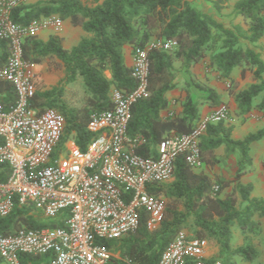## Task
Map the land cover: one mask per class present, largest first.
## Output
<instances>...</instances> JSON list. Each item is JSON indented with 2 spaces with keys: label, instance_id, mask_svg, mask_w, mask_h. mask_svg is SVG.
<instances>
[{
  "label": "trees",
  "instance_id": "16d2710c",
  "mask_svg": "<svg viewBox=\"0 0 264 264\" xmlns=\"http://www.w3.org/2000/svg\"><path fill=\"white\" fill-rule=\"evenodd\" d=\"M234 11L248 22L246 29L240 24L226 26L189 0H22L11 10V18L16 23L28 25L57 14L90 34L71 49L64 47L58 35H51L47 40L28 36L23 42L24 58L30 63L48 60L66 70L62 84L49 89L39 85L32 100L34 107L56 108L65 117L64 134L55 153L72 138L80 148L86 149L94 137L88 130L92 113L113 107L114 90L131 91L138 84L133 66L126 62L124 47L131 45L136 52L148 47L153 39L171 41L174 46L152 47L148 52V95L133 104L128 124L130 136L144 138V143L137 147L138 154L155 157L158 143L166 135L184 134L193 129L199 120L201 103L212 106L223 103L215 88L198 84V90L205 91L206 96L194 101L190 89L186 88L182 110L162 117L161 110L169 104L167 92L176 87V61H181L182 69L187 71L192 64L209 57V66L226 82L229 94L233 95L237 113L243 115L256 108L264 115V56L255 48L264 37V0H237ZM8 54L7 41L0 39V68ZM236 68L242 70V77L248 70L253 73V82L240 90L233 87L235 80L231 74ZM79 77L87 96L80 105H71L64 98L65 85ZM15 99L13 85L0 79V102L9 105ZM233 130L232 124L223 121L208 124L199 142L204 164L213 165L217 161L214 151L221 146H225L227 154L238 153L239 167L232 179L213 180L203 171L191 168L181 155L176 159L173 179L151 187L152 192L166 197L160 225L150 228L149 213L141 209L136 231L102 243L117 249L134 264H157L176 234L191 227L193 235L219 246L222 264H236V256L251 263L258 260L261 252L253 240L246 239L242 246L232 247V228L237 224L245 235L259 232L261 225L256 217H264V197H252L253 185L240 182L225 196L223 191L252 165L250 146L264 137V127L244 139H235ZM8 171L7 165H0V180L6 178ZM215 185L219 186L218 190L214 189ZM57 225L63 223L44 217L31 206H16L10 215L0 216V235L21 227ZM21 260L23 264H51L48 254H22ZM0 264H4L1 256Z\"/></svg>",
  "mask_w": 264,
  "mask_h": 264
},
{
  "label": "built area",
  "instance_id": "2783aa9c",
  "mask_svg": "<svg viewBox=\"0 0 264 264\" xmlns=\"http://www.w3.org/2000/svg\"><path fill=\"white\" fill-rule=\"evenodd\" d=\"M21 1L0 0V39L7 41L9 51L0 79L9 81L16 92L13 103L0 102V165L9 167L6 178L0 180V216L10 215L16 206H31L63 225L21 227L0 235V256L5 264H23L22 254H48L51 264H134L102 241L136 231L141 209L149 213L150 228L160 225L166 202L151 187L173 179L181 155L193 169L204 165L200 138L208 124L230 120L229 105L216 106L188 133L166 135L155 157L138 154L144 138L130 136L128 124L133 104L148 95V52L152 47L174 46L171 41L150 43L134 52L137 86L131 91L114 90L113 107L92 113L88 130L94 137L86 149L72 138L55 153L65 117L56 108L40 110L32 105L37 87L33 63L24 58L23 42L60 24L61 18L16 23L11 10ZM209 249L207 238L180 230L157 264H222L208 255Z\"/></svg>",
  "mask_w": 264,
  "mask_h": 264
},
{
  "label": "crops",
  "instance_id": "0c3cea01",
  "mask_svg": "<svg viewBox=\"0 0 264 264\" xmlns=\"http://www.w3.org/2000/svg\"><path fill=\"white\" fill-rule=\"evenodd\" d=\"M38 0H24V2H36ZM51 18L57 19L60 18L59 15L54 14L50 16ZM240 15H237L239 18ZM69 26H67L68 24ZM228 27H232V24H226ZM74 26L69 19H61L60 24H52L39 31L38 37L47 40L51 35H58L63 39V45L67 49L73 48L77 45L82 37L90 36L89 33L84 31L82 27ZM255 48L259 50V53L264 56V37L255 44ZM72 46V47H69ZM263 48V49H261ZM124 55L128 65L134 64V52L131 45H126L124 47ZM35 65H39L35 69ZM175 67L178 70V78L176 82V87L167 92V98L169 100L168 106L161 110L160 114L162 117H167L171 113H179L182 110V101L185 98L186 88L190 89L191 97L194 101H198L204 96L207 95L205 91L198 90L197 85H208L217 91L220 95L221 100L228 102L230 108V120L228 124H232L234 127L233 137L235 139H244L246 135L252 132H256L259 129L264 127V115L262 111L254 108L249 113L239 115L237 113V105L235 103L233 95H230L226 90V82L223 79L218 77L217 72L213 71L209 66V57H205L201 61L192 64L189 69H182V62L176 61ZM34 80H40L41 85L44 86V89H49L60 81L62 77L66 76L65 68L60 67L56 69L55 67H50L48 60H44L41 63L32 65ZM249 72L248 77H252L251 83L253 82V74ZM232 78L237 81H241L240 87L236 90L243 89L246 86V81H243L242 70L236 68L231 74ZM247 78V74H245ZM36 84V82H35ZM37 87V86H36ZM38 88V87H37ZM218 106V105H217ZM216 106H212L209 103H201L199 105V119L207 116ZM264 138V137H263ZM260 143L255 141L251 144L249 155L252 158V165L247 166L248 171L242 175L238 181L232 182L224 191L223 196L227 193H230L235 185L240 182L242 184H252V197H264V139ZM214 155L217 161L213 164H205L201 170L195 169V171H203L209 175L213 180L218 178L232 179L236 174L239 167L240 157L238 153L227 154L225 146H221L214 151ZM264 223V219H262ZM240 229V228H239ZM233 231V230H232ZM236 233V232H235ZM240 238L232 239V247L235 249L244 244L245 234L240 229ZM211 247V246H210ZM214 252L209 249L208 255L212 257ZM219 253V247H216V252ZM242 260L239 256L235 257L236 264H240ZM251 263V262H250ZM258 264L254 261L252 264Z\"/></svg>",
  "mask_w": 264,
  "mask_h": 264
},
{
  "label": "rangeland",
  "instance_id": "374dc122",
  "mask_svg": "<svg viewBox=\"0 0 264 264\" xmlns=\"http://www.w3.org/2000/svg\"><path fill=\"white\" fill-rule=\"evenodd\" d=\"M237 0H211V1H207V0H189V2L196 6L197 8H199L200 10L216 17L218 20L222 21L224 24H232V26L240 24L242 25L245 29L248 27V22L243 18V16L240 15L239 18H237V15L235 14L234 11V4ZM218 6V7H216ZM68 24V23H67ZM69 26V24L67 25ZM79 29H81L79 27ZM82 30V29H81ZM158 41H163L162 39H153L151 41V43H156ZM72 47V46H69ZM263 49V48H261ZM55 63H51L49 62V66L50 67H55L56 69L60 68L55 66ZM39 65H35V69L36 67H38ZM62 68V67H61ZM66 73V71H65ZM247 74V78H245V76L243 77V81H246V86H248L252 80V77H248L249 76V72L246 73ZM253 74V73H252ZM65 80V77H62L60 79V81L57 82V85H60L63 83V81ZM36 82V86L39 87V85H41L40 80H34ZM242 82L241 81H237L235 82V85H233V87H235V89H238V87H240V84ZM227 86V84H226ZM42 88L44 89V86H42ZM226 90L229 91V89L226 87ZM87 96V94L85 93V89L83 86V80L81 77H79L77 79V81L73 82V83H69L65 85V95L64 98L66 99V101L71 104V105H80L83 101L84 98ZM225 104L228 105V102H223ZM264 139V138H263ZM262 139L255 141L256 143H260ZM205 165V164H204ZM203 165V166H204ZM203 166L201 168H198L197 170H201L203 168ZM166 202V197L165 195L163 196ZM40 215V214H37ZM256 219L260 220V225H261V230L256 233H248L247 235H245V239H251L253 240L254 244L258 247V249L260 250V257L258 258V260H256V262H258V264H263L264 263V223L262 221V219H264V217H260L257 216ZM184 231H186L189 234H193V230L191 227H185L184 229H182ZM233 232H234V238L235 240L240 238V229L239 226L237 224H235L232 228ZM236 232V233H235ZM210 249L213 253L212 257L213 259L219 260V253H215L216 252V247H219L216 243H210ZM114 252H119L117 249H112ZM5 264V263H4ZM240 264H252L250 262H246L244 260H240ZM256 264V263H255Z\"/></svg>",
  "mask_w": 264,
  "mask_h": 264
}]
</instances>
